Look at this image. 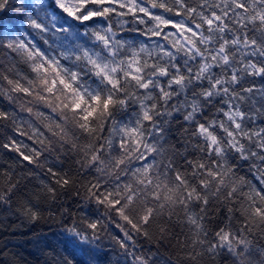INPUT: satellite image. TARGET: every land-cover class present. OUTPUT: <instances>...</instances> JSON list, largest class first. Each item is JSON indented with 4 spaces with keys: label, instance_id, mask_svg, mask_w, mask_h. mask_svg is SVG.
<instances>
[{
    "label": "snow or ice",
    "instance_id": "obj_1",
    "mask_svg": "<svg viewBox=\"0 0 264 264\" xmlns=\"http://www.w3.org/2000/svg\"><path fill=\"white\" fill-rule=\"evenodd\" d=\"M41 203L50 264L264 253V0H0V208Z\"/></svg>",
    "mask_w": 264,
    "mask_h": 264
},
{
    "label": "trees",
    "instance_id": "obj_2",
    "mask_svg": "<svg viewBox=\"0 0 264 264\" xmlns=\"http://www.w3.org/2000/svg\"><path fill=\"white\" fill-rule=\"evenodd\" d=\"M179 125H174L172 137L175 139ZM67 168L68 165L66 164ZM34 188L29 184L27 188L22 186L21 191L16 194L14 200L27 198L28 193ZM65 207L74 209L75 200L70 195L61 197ZM49 204L41 203L40 208L46 219L35 224H27L18 213L0 208V264H50L51 257L56 245V237L59 228V216L57 222H49L47 213ZM55 211V208L52 209ZM179 229H177L178 231ZM167 251V249H164ZM60 251V249H56ZM223 264V261H221Z\"/></svg>",
    "mask_w": 264,
    "mask_h": 264
},
{
    "label": "clouds",
    "instance_id": "obj_3",
    "mask_svg": "<svg viewBox=\"0 0 264 264\" xmlns=\"http://www.w3.org/2000/svg\"><path fill=\"white\" fill-rule=\"evenodd\" d=\"M8 25H6L7 27ZM169 245H171V241L167 242ZM162 257L160 258V264H167V261L170 259L172 261V264H181V261L177 260V257L175 255L176 249L169 246L167 251L164 250V248H161ZM150 259H153V257H149ZM181 260H182V254H181ZM221 261H223V264H238V258L235 256L234 253L229 254L227 252L219 255L214 262L209 261L207 257H205L203 260H201L200 264H221ZM184 264H188V262H184ZM244 264H264V253H261L260 255H252L244 258Z\"/></svg>",
    "mask_w": 264,
    "mask_h": 264
}]
</instances>
